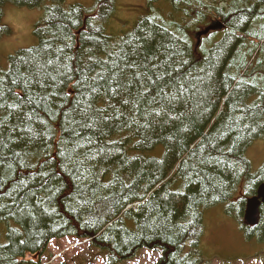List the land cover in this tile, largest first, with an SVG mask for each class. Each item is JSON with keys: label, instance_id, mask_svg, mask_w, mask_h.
<instances>
[{"label": "trees", "instance_id": "trees-1", "mask_svg": "<svg viewBox=\"0 0 264 264\" xmlns=\"http://www.w3.org/2000/svg\"><path fill=\"white\" fill-rule=\"evenodd\" d=\"M38 1L37 44L0 61V264L67 237L106 264H202L220 204L264 244V206L244 223L264 184L246 152L264 138V0H149L119 27V0H0V36L5 5Z\"/></svg>", "mask_w": 264, "mask_h": 264}, {"label": "rangeland", "instance_id": "rangeland-1", "mask_svg": "<svg viewBox=\"0 0 264 264\" xmlns=\"http://www.w3.org/2000/svg\"><path fill=\"white\" fill-rule=\"evenodd\" d=\"M43 1V0H42ZM57 3H63L61 0H55ZM97 0H65V6L74 4L85 6L93 5ZM149 0H119V17L116 25L119 27L124 21L134 22L138 19L139 13H144L145 4ZM41 1L36 2L30 7L18 8L16 5L7 4L2 9L3 31L0 36V61L7 63L9 56L14 55L20 50L29 49L37 44L35 28L42 12L39 9ZM1 4V2H0ZM130 27H122L126 30ZM202 30L198 39L216 31L209 30L210 27H195ZM264 139L257 142H262ZM247 152V159L253 167V172H257L264 166V142L256 143ZM245 194L240 192L238 197ZM237 197V198H238ZM205 222V234L202 238V246L198 248L199 258L203 259V264H264V244L257 241L247 240L235 215L226 214V206L219 205L203 212ZM5 227L0 225V241H6ZM51 257H46L42 263L52 264L67 261L71 264H88L100 256L95 251L92 253L86 240L60 239L52 242L50 245ZM243 253V255H241ZM146 255V256H145ZM241 255V256H240ZM145 256V257H144ZM159 253L152 257L146 253L135 260L132 264H151L150 262L159 259ZM240 256V257H237ZM87 257L89 261H87ZM247 260V261H246ZM104 260L102 259V262ZM246 261V262H245Z\"/></svg>", "mask_w": 264, "mask_h": 264}, {"label": "water", "instance_id": "water-1", "mask_svg": "<svg viewBox=\"0 0 264 264\" xmlns=\"http://www.w3.org/2000/svg\"><path fill=\"white\" fill-rule=\"evenodd\" d=\"M210 30L223 27L220 22H214L209 26ZM264 205V185L259 188L257 196L251 198L247 202L246 220L249 225L254 226L259 223L261 206Z\"/></svg>", "mask_w": 264, "mask_h": 264}, {"label": "crops", "instance_id": "crops-1", "mask_svg": "<svg viewBox=\"0 0 264 264\" xmlns=\"http://www.w3.org/2000/svg\"><path fill=\"white\" fill-rule=\"evenodd\" d=\"M52 243H50V245H51ZM50 245H49V247H48V254L47 255H44V256H40V257H34V256H27V258H26V260H27V263L28 262H37V261H43L46 257H51V256H53L51 253H50ZM151 253V254H150ZM149 254L148 253H146L147 254V256H149V257H152V254H157V252H150ZM146 256V255H145ZM144 256V257H145ZM64 262V261H63ZM63 262H59V264H62ZM151 264H152V262H150ZM52 264H58V263H54V262H52Z\"/></svg>", "mask_w": 264, "mask_h": 264}]
</instances>
